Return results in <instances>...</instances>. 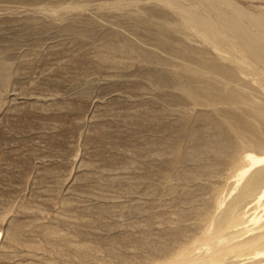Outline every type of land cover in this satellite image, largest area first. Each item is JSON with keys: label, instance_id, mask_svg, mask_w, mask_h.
<instances>
[{"label": "rangeland", "instance_id": "obj_1", "mask_svg": "<svg viewBox=\"0 0 264 264\" xmlns=\"http://www.w3.org/2000/svg\"><path fill=\"white\" fill-rule=\"evenodd\" d=\"M221 7L233 19L187 0H0V264H225L211 245L200 262L178 257L207 235L234 136L209 107L184 112L173 63L109 45L169 60L151 26L133 28L164 15L189 28L173 47L203 49L262 96L264 0ZM258 203L233 202L219 233L230 259L264 220Z\"/></svg>", "mask_w": 264, "mask_h": 264}, {"label": "bare ground", "instance_id": "obj_2", "mask_svg": "<svg viewBox=\"0 0 264 264\" xmlns=\"http://www.w3.org/2000/svg\"><path fill=\"white\" fill-rule=\"evenodd\" d=\"M187 1L200 3L214 19L223 22L233 19L234 15L225 12L221 7L222 0ZM160 19L162 21L159 23L150 24L143 16H138L134 19L133 28L137 31L151 26L158 45L169 50V60L138 48L133 40L127 37L123 38L121 44L110 42L109 45L120 50L135 51L142 59L156 64L173 63L175 70L172 77L175 88L183 100L184 112L188 113L190 108L196 105L209 107L235 139L233 153L221 157V162L227 165L229 171L218 178L217 204L213 213L207 217V235L199 245L182 250L178 260L182 263L200 262L205 256L204 251L211 245L210 259L220 258L219 260L225 264H255L261 260L255 251L264 245V220L244 231L243 236L236 234L237 238L244 237L246 241L244 247L237 252L240 255L234 259H230L225 237H220L219 233L223 227L227 229L228 222L232 219L233 213L229 211L231 206H234V201L236 204L244 198L248 203L257 199L259 202L257 207L260 210L264 209V94L261 96L257 90L240 80L232 69L205 57L203 49L190 45L173 47L169 34L172 32L187 34L189 28L179 22H170L164 15ZM259 27L264 35V18L259 20ZM109 34L118 36L119 33L114 31ZM9 72L10 65L0 56V80L8 81ZM257 96L262 97V102L255 100ZM220 144L224 149V142ZM219 221H224L225 224L223 226L217 224ZM15 235L12 238L15 239Z\"/></svg>", "mask_w": 264, "mask_h": 264}]
</instances>
